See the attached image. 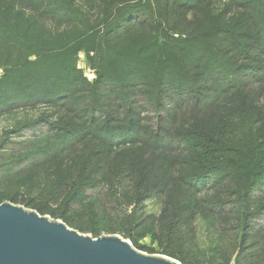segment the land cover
I'll use <instances>...</instances> for the list:
<instances>
[{
    "label": "trees",
    "instance_id": "16d2710c",
    "mask_svg": "<svg viewBox=\"0 0 264 264\" xmlns=\"http://www.w3.org/2000/svg\"><path fill=\"white\" fill-rule=\"evenodd\" d=\"M128 1L132 0H0V67L5 70L0 94L7 100L0 101V113L47 103L71 117L91 99L87 93H93L92 86L97 100L102 99L104 104H93L84 110L94 112L95 121V113H100L99 119L127 124L122 138L110 142L92 132V120L88 121L90 129L89 125L84 127L81 136L78 128L67 130L71 139L68 145L73 140L82 144L76 148H72L73 144L67 149L55 147L53 141L45 142L52 136L43 138L45 145L60 151L58 155L55 151H41L52 162L53 192L45 195L47 204L55 206L36 209L49 211L68 226L93 235L121 233L130 238L134 215L128 212L127 205L138 199V193L130 190H143L160 199L158 223L168 241L203 211L202 201L211 205L213 214L231 215L236 221L251 218L254 207L264 200V68L256 72L252 62L238 61H254V53L261 51L264 55V24H244L246 31L237 34V40H227L224 49L218 51L204 47L206 54L196 59L191 56L198 51V43L194 42L197 35L188 32L190 50H184L191 54L188 62L175 57L170 63L172 54L159 51L152 65H147L139 46L128 41L129 33L143 25ZM126 2L127 6L122 7ZM137 6L144 7L142 11L148 19L155 18L149 29L154 33L160 29L163 16L168 20L174 11L187 13L194 7L190 0H157L160 14L156 18L148 5ZM121 10L125 12L120 14ZM93 11L98 12L97 18H91ZM252 30L259 36L255 33L253 37ZM113 40H121V46L132 49V56L138 54L136 58H124L132 61L125 74L115 73L111 63L120 53L110 44ZM151 40L156 41L155 34ZM177 46L178 43L174 45ZM84 48L94 51L92 59L101 68L96 70L99 78L115 81L101 86L100 93L98 83L88 82L74 65L77 53ZM177 49L181 54L182 46ZM220 61H225L226 66L217 67ZM161 66L164 68L159 70ZM168 76L186 82L164 83ZM32 88L39 89L34 102L12 99L21 90ZM121 90L132 100L139 94L137 99L144 104L125 106L119 102L121 98L116 99L120 95L114 94ZM69 99L74 101L70 103ZM111 105L115 108L107 110ZM136 109L153 115L140 118L135 116ZM102 145L105 148L101 149ZM92 147L98 150H89ZM2 150L0 156L5 152ZM28 161L19 168L0 166V175L18 176L30 169ZM94 162L97 167L91 174L100 176L91 181L86 170ZM7 187L10 185L4 183L0 190V204H35V197L24 198L19 192L9 195ZM248 197L256 201L250 212L249 202L241 200ZM259 208L264 210V204ZM256 215L259 217V212ZM85 217L105 225L86 228L75 221ZM244 262L264 264V236L258 252L249 254Z\"/></svg>",
    "mask_w": 264,
    "mask_h": 264
},
{
    "label": "rangeland",
    "instance_id": "374dc122",
    "mask_svg": "<svg viewBox=\"0 0 264 264\" xmlns=\"http://www.w3.org/2000/svg\"><path fill=\"white\" fill-rule=\"evenodd\" d=\"M190 1L194 5L193 9H189L190 11L187 13L184 11H174L172 15L168 17V20H165L167 17L163 16L162 22L160 21V29L156 33L149 30L150 27L155 24V18L148 19L142 11L144 7L137 5H148L157 18L158 14H160L158 12L159 6H157V0H142L141 2L138 0L128 1L132 3L131 5L137 10V16L142 22L141 24H143L138 29L132 30V32L129 33L128 41L131 45L139 46V53L144 57L146 56L147 65H152V59L158 56L159 51L162 53L168 51L172 54L170 63L173 62L175 57L181 60H187L188 62L191 54L188 55L184 51L190 50L188 46L191 42H187L189 38L186 36L188 32H193L197 35L196 37H198H195L194 40V42L198 43V51L195 55L191 56V58L196 59L203 54V50L206 51L204 47L206 49L213 48L215 51H218L224 49L227 40H237L239 38L237 34L246 31V29H243L244 24H264V0H208L204 3L196 2L197 4L194 0ZM126 4L128 3H123L121 6L125 7L127 6ZM245 8L253 9L246 10ZM243 9L246 10L245 15H243ZM125 10H121L120 14L125 12ZM97 15L98 12L93 11L91 18H97ZM125 22L128 23L127 21ZM115 28L116 27H113L112 31H115ZM232 32L234 35L231 36ZM251 33L254 37L256 30H252ZM154 34L156 41L151 40ZM256 34L259 36V32ZM261 35L264 38V30ZM112 36L111 34V37ZM123 37L125 38V36ZM154 42L158 46H155ZM121 43V40H113L110 43L113 47L120 50V53L113 58L111 63L115 73L125 74L124 72L129 69L128 67L131 66L132 61H127L124 58L128 57L129 60L132 57L136 58L138 54L132 56V49H125L124 46H121ZM176 43H178V46L174 47ZM180 46L183 48L180 49V51H182L181 54H179L177 49L180 48ZM261 52L254 53L256 55L254 61L242 59L238 61V64L242 62H252L256 69L255 71L259 72L260 69L264 68V55ZM94 56V51L91 52L88 48L81 49L76 55L74 65L78 72L82 74L83 77H86L88 82L98 83L99 91L97 90V92L100 93L101 86L110 85V83L115 81L106 77L99 78V74H97L96 70L101 68L98 67L97 60L93 61L92 58ZM107 57L108 55L104 56L105 59H107ZM123 61H125V64H123ZM204 61L207 62L208 59L205 58ZM216 66H226V62L220 61ZM163 68L164 67L161 66L159 70ZM4 73V68L0 67L1 82H3L2 77ZM190 74L188 76V81L191 76ZM70 80H72V78H70ZM168 80L186 82L184 81L185 79L175 78V76H168L163 82L166 83ZM240 82H244V80ZM126 83L130 84V82ZM119 84L121 85V83ZM91 89L93 93H87L91 99L83 102L81 106L78 105L80 109H77L76 113L71 115V117L64 114L58 107L51 106L47 103H40L30 108L14 109L7 113H0V149L5 151L3 155L0 156V166L15 165V167L19 168L23 163H28L29 159L31 161L30 169L26 172L23 171L18 176L15 173L9 175L2 173V175H0V184H2L0 190L3 188V184L7 183L10 185V187L6 188L7 191H10L9 195H14L15 192H19L22 193L24 198L35 197L36 199L33 206H27L23 203L15 204H19L28 210L36 211L38 214L51 220H61L52 216L49 211L40 212L36 209L37 207L45 208L47 205L53 209L55 206L51 202L47 204L48 199L47 195H45V193L50 194L53 192V188L51 187V183L54 182V176L51 174L52 162L49 158H46L41 151H55L58 155L60 151L56 152L54 149L55 147L61 146L67 149L72 144V148L79 146L77 140H73V143L68 145V141L71 139H69L70 137L67 135V130L78 128L81 131V136L84 127L89 125L88 128L90 129L88 121H95L93 119L94 112L88 114L84 108H90L93 104H96L98 107L104 104L102 99L97 100L95 96L96 90L92 86ZM38 92L39 89H24L12 95V99L16 102H21L22 100L34 102V97ZM114 94L120 95L116 99L121 98L119 102L125 106L144 104V102L138 101L137 98L140 97L139 94L135 95L136 99L134 100L130 99L129 95H125L122 90ZM0 96L2 97L0 101H3V103L7 101L3 94H0ZM94 97L96 99L95 101H93ZM73 101L74 100L69 99L68 102L71 103ZM114 108V105L106 107L107 110H113ZM122 112L126 114L125 109H123ZM135 112V116L138 115L140 118L142 116L152 117L153 115L151 113H143L140 109H136ZM95 116L98 120L91 125L92 132L98 133V135L100 134L102 138L107 139V142L122 138L126 130V123L121 121L109 123L106 118L103 120L99 119L101 118L100 113H95ZM48 136L52 137L48 138L49 140L45 142L53 141L55 144L54 148L42 142V139H46ZM81 145L79 147H81ZM103 148L105 147L102 145L101 149ZM89 150L96 151L98 149L92 147L89 148ZM96 167L97 164L94 162L89 165L86 170L92 178L90 179L91 181H96L100 176V173L99 175H94V173L91 174V172L96 170ZM130 191L138 193V199L135 198L127 205L128 212L134 215V219L130 225L132 237H126L121 233H101V235L115 234L121 236L123 239L128 240L136 250L144 254L165 257L179 264H246L247 261L244 262V258L249 254L258 252V248L264 236V232H261L264 226V215L261 214H264V210L259 208L260 205L264 204L263 199L254 207L255 210H253L251 218L248 219L247 217H243L239 221H236L231 215L213 214L209 210L211 205L202 201L200 205L204 208L203 211L199 213L193 221L188 223L187 226H184L179 235L174 236L172 240L168 241L167 238L165 239V235L162 234L161 227H159L158 223L161 209L160 199L153 194L144 193L145 191L143 190ZM141 195L142 197H140ZM251 197L255 198L256 196ZM253 198L248 197V200L241 199L243 202H249L247 203L251 207L248 209V212H250V209H252V206L256 203ZM247 203L245 205H247ZM261 211L263 213H260ZM257 212L260 214L259 217L256 215ZM75 221L83 224L86 228H98L105 225L98 221L95 223L94 220H90L87 217L80 220L75 219ZM68 227L93 238L94 236H101L93 235L88 230L82 231L77 226ZM256 260H259V258Z\"/></svg>",
    "mask_w": 264,
    "mask_h": 264
},
{
    "label": "water",
    "instance_id": "95a60500",
    "mask_svg": "<svg viewBox=\"0 0 264 264\" xmlns=\"http://www.w3.org/2000/svg\"><path fill=\"white\" fill-rule=\"evenodd\" d=\"M0 264H179L115 234L91 237L19 204H0Z\"/></svg>",
    "mask_w": 264,
    "mask_h": 264
}]
</instances>
